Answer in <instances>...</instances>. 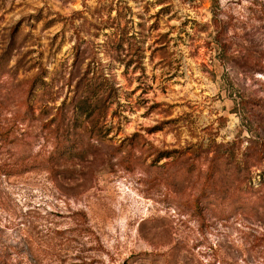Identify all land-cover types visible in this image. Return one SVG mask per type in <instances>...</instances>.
Wrapping results in <instances>:
<instances>
[{
	"label": "rangeland",
	"instance_id": "obj_1",
	"mask_svg": "<svg viewBox=\"0 0 264 264\" xmlns=\"http://www.w3.org/2000/svg\"><path fill=\"white\" fill-rule=\"evenodd\" d=\"M104 87L84 154L0 171V264H264V0H0V169Z\"/></svg>",
	"mask_w": 264,
	"mask_h": 264
},
{
	"label": "trees",
	"instance_id": "obj_2",
	"mask_svg": "<svg viewBox=\"0 0 264 264\" xmlns=\"http://www.w3.org/2000/svg\"><path fill=\"white\" fill-rule=\"evenodd\" d=\"M102 89L106 88L104 87L99 90L92 91L87 97L84 98V100H82L78 105L74 106V108L71 110V116H69V112H66L63 108H58L57 118L46 124L47 127H50L55 123V121L57 122L55 128L53 129V134L56 136V143L54 145L53 151L48 153V155L43 157L41 160H39V157L30 159L29 156L19 158L16 162L12 163V165L5 166L8 168L0 169V171L6 175H20L42 165L49 167L50 169H54L59 161L67 162L68 160H73V157H78L80 153L84 154L85 145L87 142L82 139L83 142L80 145V142L75 140L76 136H78L76 134V129L78 126L82 125L84 119L86 120L87 118L95 115L100 109L103 112L99 98ZM109 95L115 96L113 93H110ZM90 134V138L97 137L98 131L94 132V130H91ZM94 139L96 138H93V140ZM78 146L81 147V150L77 149ZM74 151H76L78 154L75 155ZM175 152L176 151L174 150L162 151L157 156V159L159 161L173 158ZM175 160H172L171 162H164V164H161V167L171 165V163ZM214 170H216V168H214L212 165L208 168V170H206V172H203L201 168H199L197 173H195V171H191L192 176L197 174L200 178H202L201 175L205 173V176H203L202 187L200 189L201 192L184 204L185 207L190 211H193V213H195L199 219L204 216L202 211L205 210L206 207H211L214 204L210 201L212 199L210 197H212V195L216 192L213 182ZM189 171V169L183 170L181 177H186L189 174ZM261 177L263 178L262 181L264 182V171Z\"/></svg>",
	"mask_w": 264,
	"mask_h": 264
}]
</instances>
